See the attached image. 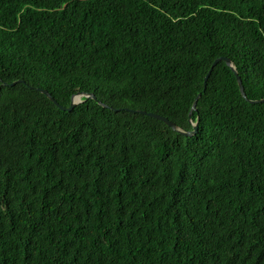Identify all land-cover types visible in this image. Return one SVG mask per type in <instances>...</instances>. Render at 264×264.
<instances>
[{"label": "trees", "instance_id": "1", "mask_svg": "<svg viewBox=\"0 0 264 264\" xmlns=\"http://www.w3.org/2000/svg\"><path fill=\"white\" fill-rule=\"evenodd\" d=\"M219 56L264 98V0H0V264H264V101ZM197 93L192 136L124 109L191 130Z\"/></svg>", "mask_w": 264, "mask_h": 264}, {"label": "water", "instance_id": "2", "mask_svg": "<svg viewBox=\"0 0 264 264\" xmlns=\"http://www.w3.org/2000/svg\"><path fill=\"white\" fill-rule=\"evenodd\" d=\"M220 60H224V62L231 68V70L234 72L235 76H236V80H237V84H238V87H239V90H240V93L242 95V97H244L245 99H247L248 101L250 102H260V101H264V98L262 99H255V100H251V99H248L246 97V94L244 92V87H243V84H242V81H241V78L240 76L238 75L236 69H235V66L233 64V62L228 58V57H225V56H219L217 58H215L209 69L207 70L205 76H204V79H203V85L205 86L206 84V80L211 72V69L213 68V66L216 65V63ZM16 82H24L23 80L19 79V80H16V81H12L10 84H15ZM3 84H6V83H3ZM38 90L41 91L42 93H44L50 100H52L54 102L55 105H57L60 109H63V110H70L72 109L76 104L84 101L85 98H92V99H96L95 95L91 92H84V91H79V92H76L74 94L71 95L70 97V102H69V105L68 106H62L60 105L53 97L52 95L46 90V89H43V88H40L38 87ZM200 96V93H197V95L195 96L192 104H191V108L188 112V121L191 123L192 125V129L191 130H184V129H181L178 125H176L173 121L169 120L167 117L163 116V115H160V114H157V113H154V112H147V111H144V110H132L130 108H124L126 110H130V111H135V112H139V113H142V114H146L150 117H153V118H156L158 120H161L162 122H164L166 125H168L169 127H171L173 130H176L178 132H180L181 134L183 135H186V136H192L193 134L196 133L197 131V122H193L191 120V114L193 112V110H196V103H197V100ZM97 100V99H96ZM97 102L99 104H101L102 106H108L107 104L101 102L100 100H97ZM117 110L119 109H123V108H116Z\"/></svg>", "mask_w": 264, "mask_h": 264}]
</instances>
